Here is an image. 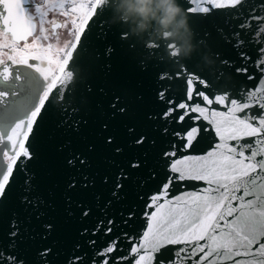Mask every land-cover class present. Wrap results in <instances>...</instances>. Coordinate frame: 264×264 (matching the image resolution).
Instances as JSON below:
<instances>
[{"label": "snow or ice", "instance_id": "1", "mask_svg": "<svg viewBox=\"0 0 264 264\" xmlns=\"http://www.w3.org/2000/svg\"><path fill=\"white\" fill-rule=\"evenodd\" d=\"M109 3L0 0V214L15 204L29 219L41 221L44 239L53 235L57 226L44 211L51 207V192L46 197L41 190L35 168L40 151L29 143L30 137L37 138L46 118L57 130L79 135L98 110L103 113L99 136L109 153L110 170L100 178L105 191H95L96 176L89 171L96 145L83 151L73 148L71 141L57 145L59 153H67L62 167L76 173L64 182L65 192L92 193L104 215L90 235L88 229L79 232L81 239L88 237L89 248L77 242L74 250H84L74 254L69 264H264V0H189L193 7L184 9V14L234 10L228 14L232 29L226 39L240 64L224 60L233 71H221L213 53L211 73L192 71L184 62L159 76L184 82L183 97L168 98L169 107L159 117L182 127L172 130L175 141L159 155L164 179L147 196L138 195L142 205L121 210L119 224L109 211L128 197L130 186L142 188L158 180L159 173L148 160V147L155 146V139L135 125H125L126 143L113 132V121L127 117L130 106L114 94L105 111L91 87L96 52L82 38L90 21L96 26L90 31L106 35ZM104 52L111 56L113 48ZM250 67L260 76L250 73ZM236 74L257 80L256 86L240 89ZM158 96L164 100L165 91ZM162 131L168 134L169 128ZM202 131L214 132V137L209 150L197 155ZM128 150L138 154L122 161ZM185 181L205 186L177 194ZM65 203L69 228L76 207L83 217L92 211L83 201L73 207L70 197H65ZM141 219L144 224L135 233L113 234V225L135 226ZM23 225L24 220L13 212L10 251L0 250V264H25L17 253L27 235ZM98 234L107 238L102 244L92 238ZM52 252L51 247L41 252L42 264H48Z\"/></svg>", "mask_w": 264, "mask_h": 264}, {"label": "water", "instance_id": "2", "mask_svg": "<svg viewBox=\"0 0 264 264\" xmlns=\"http://www.w3.org/2000/svg\"><path fill=\"white\" fill-rule=\"evenodd\" d=\"M172 3L181 11L176 17V22L164 28L160 23L163 16L160 9L161 0H152L148 5L154 16L149 15L147 19L135 10L139 6L136 0H110L107 7L108 12L105 13V16L109 15V21L104 29L106 35L101 36L99 31H90L96 28L95 24L90 21L85 27L82 38V43L96 52L91 87L96 90L95 99L98 105L107 111L115 94L121 96L122 103L130 106L131 111L128 116L117 118L111 125L117 138L121 143H126L128 137L125 125H135L139 132L147 133L149 137L156 140L155 146L149 145L148 147V160L149 167H155L159 173V179L149 182L142 188L129 187L128 197L115 205L108 213L117 224L121 219L119 216L121 210H125L128 206L142 205L143 201L138 200V195L147 196L155 191L160 181L164 179V169L157 163L159 155L175 141V137L171 135L172 130L182 127L175 123L169 124L159 117L169 107L166 102L168 98L179 100L183 97L184 82L180 79L160 80L159 76L175 71V67L182 66L184 62L189 63V69L192 71L211 73L215 67L212 60L213 53L216 54L215 59L221 71H233L232 64L225 65L222 63L224 60L235 62V66L240 64L237 51L226 39L230 36L232 29L228 14L234 11L233 9H214L206 15L184 14V9L193 7L189 0H172ZM95 19L96 17H93V20ZM181 22L183 26H180ZM109 47L113 48L111 56L104 52ZM172 53L176 55L173 56ZM249 72L257 77L260 76L259 71L254 68L250 67ZM236 75L240 89L252 88L257 84V80H248L245 75L241 74ZM101 89L103 91H100ZM160 91H165L164 100L159 99ZM138 97L142 99L138 100ZM213 107L218 106L213 105ZM100 115L103 113H99L98 110L94 111L92 118L89 119L87 126L82 127L79 135L57 130L52 119L46 118L37 138L33 140L30 137L29 143L33 147H38L40 151V161L35 168L41 183V190L46 197L47 192H51L48 198L51 207L44 211L46 216L56 224V231L52 236L44 239L40 235L41 221L35 218L29 219L26 213L13 204L9 212L0 214V250L10 251L8 234L11 230L13 212L18 213L24 220L23 227L27 229L25 242L17 249L18 255L25 260V264H42L45 257L41 256V252L48 247L54 249V252L48 254V264H69L74 254H79L84 250H74L77 242L89 248L88 237L81 239L79 232L88 229L90 235L91 230L98 220L104 218V215L97 210L91 196L92 193L65 192L64 182L76 173L62 167L63 155L67 153H59L57 145L71 141L72 147L81 151L86 150L87 145H96V152L92 155V168L89 171L96 176L95 191H105L100 178L110 170L107 164L109 153L99 136L100 125L103 122ZM148 115L155 118L149 120ZM188 123L193 122L188 121ZM199 123L202 126L204 124L203 121ZM165 126L169 128L168 134L162 131ZM201 137H198L199 143L194 153L197 155H202L209 150L214 132L202 131ZM137 154L133 150H128L122 157V161ZM178 155H184V153H178ZM183 184L184 187L178 189L177 194L184 191H197L205 186L196 181H185ZM65 197L71 198L73 207L77 201H83L86 207L92 208L89 216L83 217L81 210L76 207L70 228L66 223L68 218L65 217ZM143 224L144 221L141 219L137 220L135 226L121 224L117 228L113 225V234H119L122 231L135 233ZM92 238L101 244L107 239L100 234Z\"/></svg>", "mask_w": 264, "mask_h": 264}, {"label": "clouds", "instance_id": "3", "mask_svg": "<svg viewBox=\"0 0 264 264\" xmlns=\"http://www.w3.org/2000/svg\"><path fill=\"white\" fill-rule=\"evenodd\" d=\"M152 0H136V3L139 5L135 10L139 15L148 18L149 15H153L152 10L148 5ZM160 9L163 12V16L160 19V23L164 28L169 27L171 24L176 22V17L179 15L181 9L178 6H174L172 0H161ZM180 26H183L181 22Z\"/></svg>", "mask_w": 264, "mask_h": 264}]
</instances>
